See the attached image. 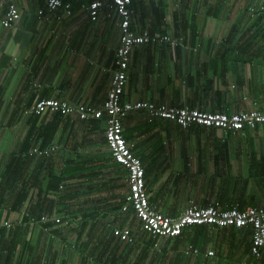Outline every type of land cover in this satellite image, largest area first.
I'll use <instances>...</instances> for the list:
<instances>
[{
	"label": "crops",
	"instance_id": "0c3cea01",
	"mask_svg": "<svg viewBox=\"0 0 264 264\" xmlns=\"http://www.w3.org/2000/svg\"><path fill=\"white\" fill-rule=\"evenodd\" d=\"M7 1L20 7L21 17L5 27L0 4V264H264L251 258L246 230L238 234L245 239L238 249L223 229H210L205 248L216 252L210 257L185 254L188 230L180 238L149 236L133 209L122 211L127 172L113 160L105 122L84 120L76 110L31 111L47 98L76 107L104 104L116 68L118 16L106 7L93 20L74 0L71 14L40 22L37 10L46 0ZM134 1L133 31L173 40L133 48L123 100L228 113L264 109L262 42L247 39L264 23L248 0H155L153 8L150 0ZM124 129L143 161L151 204L169 215L228 190L232 179L219 184L215 176L243 179L253 157L264 161L261 125L246 135L182 128L137 110ZM248 186L247 204L264 207V183L253 179ZM125 226L133 237L127 243L113 235Z\"/></svg>",
	"mask_w": 264,
	"mask_h": 264
},
{
	"label": "built area",
	"instance_id": "2783aa9c",
	"mask_svg": "<svg viewBox=\"0 0 264 264\" xmlns=\"http://www.w3.org/2000/svg\"><path fill=\"white\" fill-rule=\"evenodd\" d=\"M80 3L93 20H96L106 7H109L119 18L120 37L115 53L116 68L110 81L107 99L100 108H96L87 105L76 107L62 99L47 98L38 101L32 106L31 111L41 113L46 108H51L62 114H69L76 110L84 120L97 119L105 122V139L113 160L121 164L127 172L129 191L125 196L122 211L127 212L133 209L140 221L141 229L149 236L158 239L179 237L188 227L195 224H208L215 228L231 226L250 228V252L252 256L262 257L264 254L263 206L248 204L241 208L238 204H234L223 207L219 201H216L203 206L191 202L177 215H169L157 210L150 201L143 161L135 153L134 144L125 136L124 119L130 112L145 110L150 118L161 117L171 120L182 128L201 125L235 134L246 128L264 126V109L228 113L225 111H203L189 105L172 106L146 100H123V94L130 79L128 68L133 48L136 45L150 42H171L173 38L168 34L147 29L135 33L132 29V0H82ZM0 4L6 5L2 19V24L5 27H9L19 20L21 10L16 3L0 0ZM74 5V0H46L45 6L37 10V18L42 22L49 19L52 13L63 11L66 14H71ZM250 10L254 12L255 8L251 7ZM57 17L61 18V15ZM63 187L60 185V188ZM48 219L47 215L41 217L42 221ZM60 220V218H55L56 222H60ZM8 225L10 224L8 223ZM113 235L124 243L133 241L132 229L127 226L115 227ZM185 254L200 256L201 250L188 242ZM214 254V249H207L203 256L210 257Z\"/></svg>",
	"mask_w": 264,
	"mask_h": 264
},
{
	"label": "trees",
	"instance_id": "16d2710c",
	"mask_svg": "<svg viewBox=\"0 0 264 264\" xmlns=\"http://www.w3.org/2000/svg\"><path fill=\"white\" fill-rule=\"evenodd\" d=\"M248 1H249V7H248L249 9L248 10H250L251 7H254L257 12L261 13L260 15H258L259 16L258 19L260 18L259 20H261L262 24H263L264 23V0H262L259 4H255L256 0H248ZM134 4H135V1L133 0L131 5L133 6ZM154 6H156V1L150 0L149 7L153 8ZM254 38H260L261 39L260 42H262L263 53H264V24L261 25V31H259V32L256 31V33L253 32V33H251L250 36L247 37V39H254ZM154 118H161V117H154ZM154 118H152V119H154ZM251 129L253 130L255 128H246L245 130H243V132H245V135H246L248 130H251ZM124 133H125V131H124ZM255 161H256V163H255ZM261 161L257 160L256 158L253 157L251 162L248 165V172H249L248 175L246 177H244L243 179H240L241 178L240 177L236 180H232V188L229 187L228 190H225L222 194L219 195V197L216 200H213L211 202L215 203L216 201H219L223 207L232 206L234 204H238L241 208H244L245 206H247L248 205L247 203H249V202L245 201V198H246V195L248 194V190H247L249 187L248 184H250L253 179H256L257 181H262L264 183V161H263V163H261V165H259V163H257V162H261ZM255 165L257 167H255ZM241 180H243L245 182V185H243L242 187H240V185H239V187H238V183L241 182ZM228 195L230 197H229V199H226V196H228ZM221 196L225 197V199L221 200ZM212 228H215V227L209 226L208 224H195V225L187 228V230H188L187 236L189 237V240H190L189 243H192L194 246L198 247L201 250V255L198 257H202L203 254L205 253V251L207 250L205 247H206L208 241L211 240V230L210 229H212ZM235 228L236 227L231 226V227H224V228H220V229L224 230V236L226 238H233L234 241L237 240L238 234L242 233L243 230L247 231V232H245V234L249 233V236H251V229L250 228L236 229V231H234ZM175 238H180V237H175ZM175 241L178 242L179 240L176 239ZM227 241H230V240L228 239ZM244 241H245L244 237H240L239 240L236 241V242H238V243H236V248H238V249L241 248L244 244ZM251 258L256 260V261L264 262V254L262 257H259V258L255 257V256H252ZM125 259H127V256L125 257Z\"/></svg>",
	"mask_w": 264,
	"mask_h": 264
},
{
	"label": "rangeland",
	"instance_id": "374dc122",
	"mask_svg": "<svg viewBox=\"0 0 264 264\" xmlns=\"http://www.w3.org/2000/svg\"><path fill=\"white\" fill-rule=\"evenodd\" d=\"M243 1L244 0H240V3L243 2ZM258 1H260V0H258ZM244 163H246V162H244ZM243 173H244L243 174L244 176L248 175V166L246 168H244ZM228 178H230L232 180H236V179L240 178V176H239L238 173H236L235 175L231 174L230 176H227V175H217V176H215V180H217L219 184H221V182L224 183L225 181L228 180ZM218 187H219V185H218ZM230 187L232 188V184L230 185ZM224 188H225V185H224Z\"/></svg>",
	"mask_w": 264,
	"mask_h": 264
}]
</instances>
